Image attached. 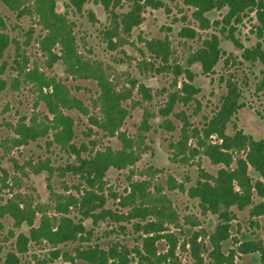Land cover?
Listing matches in <instances>:
<instances>
[{
  "label": "trees",
  "instance_id": "obj_1",
  "mask_svg": "<svg viewBox=\"0 0 264 264\" xmlns=\"http://www.w3.org/2000/svg\"><path fill=\"white\" fill-rule=\"evenodd\" d=\"M183 6L192 10V17L206 28L210 24L217 29V34H210L203 39L201 46L189 53L185 65H180L176 60H171L170 44L164 41H145L149 60L141 63L150 70H170L174 80L171 91L166 95V101L158 109V115L164 118L162 127L168 131L178 133L177 140L169 143L172 151V160L190 163L198 157H205L212 165L218 166L217 173L211 175L198 167L199 177L187 189L190 199L198 201L202 214H211L217 217V225L212 234L204 241H198L200 231L194 233L186 242L178 245L176 235L169 229L172 224L176 227L178 217L172 209L171 202L163 194L155 197L147 189L149 183L142 181L131 184L130 191L120 197L118 206L127 208L125 213L112 212L105 209L107 201L104 195V180L107 171L111 168L123 170L133 166L140 153L146 152L150 146L145 143L146 133L151 129L150 120L153 118L150 111L132 98L133 89L141 94L144 101L149 102L153 96L151 89L142 84H137L135 79L127 77V86L118 87L111 79L108 66L86 57L79 48V43L74 33L76 24L67 15L68 10L80 13L87 0H65V12L56 10V0H0V4L15 15L16 20L29 18L36 26L40 27L42 34L38 37V48L45 58V66L51 68L60 62L64 73L72 80L93 81L98 94L91 99V105H85L81 100L72 95L71 89L59 78L48 77L37 68L34 63L32 69H27L28 57L26 46L30 44L34 29L29 28L24 33V41L9 35L6 31L8 18L0 13V59L10 45L14 47L11 70L15 71L12 77V88L16 89L21 83H30L46 110V114H39L29 119V124L20 122L16 126V137L10 139L15 147L28 145L30 142L43 137H51L46 141L49 148L52 145L69 155H73L77 164H67L58 167L60 176L66 172L78 176L85 187L77 184V196L68 195L64 198L55 197V215H47L39 206L34 209L32 201L25 195L14 193L4 204H0V219L8 215L13 218L15 226L25 223L29 227V234H19L16 238V252H26L29 241L35 243H48L53 251L51 259H42L37 264H46L62 256L64 264H74L76 260L87 264H184L181 261V252L188 253L192 264H233V252L224 254L221 244L229 238V223L234 220L230 208L235 207L242 211L249 208V218L264 216V115L261 116L263 136L259 140L244 134L236 129L233 135H228L226 129L233 119L237 118L239 110L244 106L241 86L235 75L228 74L220 78L224 83L225 93L220 97L217 111L206 119L200 127L194 126L189 121L185 111L174 112V106L182 103L187 106L191 102L197 103L195 95L200 89L195 86V72L191 66L198 63L200 73L204 76L214 75L215 67L222 60L226 52L221 48L222 40L230 41L240 51L239 58L227 54L223 66L228 63L241 66L243 62L251 66L262 64L264 66V52L261 44L257 42L252 47H243L236 37L238 26L243 20L253 13L256 24L254 34L264 40V0H180ZM105 12L108 13V26L99 31L101 40L109 51H116L126 44L125 35L130 37L134 28L143 21L142 14L146 8L162 9L165 7L160 0H100ZM127 5V10L122 11ZM224 11L222 19L210 22L206 14ZM89 18L96 20L92 12ZM186 36L193 38V30L187 29ZM189 32V33H188ZM192 33V34H191ZM190 34V35H189ZM223 38V39H222ZM82 40V39H81ZM83 46H85V42ZM158 60L157 69L154 61ZM153 61V62H152ZM171 61V62H170ZM183 75L180 86L177 87V77ZM0 82H4L0 80ZM260 91L264 87V80L257 84ZM127 101H130L127 104ZM96 109L91 112L89 109ZM140 107L143 110L142 121L137 128L135 136H128L121 130L125 119L130 116L131 110ZM198 110V109H197ZM68 111H78L86 116L91 125L104 133V136L115 138L119 141L117 150L105 147L104 150L95 149L96 140L76 145L74 142V121L65 114ZM176 118L180 126L176 128L168 116ZM92 133L87 129L86 136ZM82 153L86 156L83 157ZM34 173L46 171L52 175L55 171L48 160H38L28 164ZM250 171L255 176L250 175ZM1 179L2 188L5 185L7 174L3 171ZM0 187V192L1 189ZM183 191V186H179ZM60 198V199H59ZM41 206V205H40ZM70 208L77 210L80 218L74 221L68 217ZM36 210L40 211L39 223L34 225ZM90 220L96 225L106 220L118 224L121 232L125 231L123 222H132L134 234H139L140 247L128 249L118 242L112 243L106 249L97 244L91 245L92 231L87 230L83 221ZM132 220V221H131ZM201 232L204 233L202 230ZM200 233V235H199ZM206 235V233H204ZM163 240L166 249L158 251L157 243ZM76 242L79 245L73 248V255L60 251L59 244ZM87 244L83 246L82 244ZM187 246V247H186ZM239 252L242 254L258 253L260 264H264V243L262 241L240 243ZM61 254V255H60ZM15 253L9 252L0 264H18Z\"/></svg>",
  "mask_w": 264,
  "mask_h": 264
},
{
  "label": "rangeland",
  "instance_id": "obj_2",
  "mask_svg": "<svg viewBox=\"0 0 264 264\" xmlns=\"http://www.w3.org/2000/svg\"><path fill=\"white\" fill-rule=\"evenodd\" d=\"M165 7L162 9L146 8L142 14L143 21L131 32L130 37L125 35L126 44L116 51H109L106 44L102 42L99 31L108 26V13L105 12L100 0H87L84 4L81 14L68 10V17L75 22L74 33L79 43L80 51L88 58L102 62L104 66L111 67V79L118 87L127 86V77L135 79L137 84H142L152 91V100L149 102L142 100L141 94L133 89L132 98L139 101L142 106L147 108L153 118L150 120L151 129L146 133L145 143L150 146L149 150L142 152L133 166H128L123 170L111 168L107 171L104 180V195L107 198L105 209L112 212L127 211V208H120L118 202L120 197H124L130 191V185L146 181L149 183L148 191L155 197L165 195L171 202L173 211L178 217L176 227L172 224L169 229L176 235L178 245L186 242L194 233L200 231L201 236L198 241H204L208 245L207 237L213 233L217 225V217L211 214H202L198 201L190 199L186 193L189 186L193 185L198 179V167L194 161H198L199 168L211 175H215L218 166L212 165L205 157L195 158L190 163H183L179 160H172V151L169 143L177 140L176 131H168L162 127L164 118L158 115V109L166 101V95L171 91L170 86L174 80L170 70H150L141 66L146 60H149V54L145 47V41L156 40L166 41L170 44L172 55L171 60H176L180 65H185L186 57L192 51L198 49L203 39L210 34H217V29L210 24L206 28H201L200 24L192 17V10L183 6L180 0H160ZM65 0H56V10L60 13L66 11L64 8ZM127 10V5L122 11ZM92 12L95 19L92 21L88 12ZM0 13L8 18L6 31L9 35L24 41V33L29 28L34 29V34L30 44L26 46V55L28 57L27 69H32L34 63L37 68L43 71L48 77L55 76L59 78L66 86L71 89L73 96L81 100L85 105H91V99L98 94V88L93 81L72 80L64 73V68L60 62L55 63L51 68L45 66V58L38 48V37L42 34L40 27L36 26L29 18L16 20L15 15L9 12L0 4ZM224 11L212 12L206 14L209 21L222 19ZM256 24L253 13L243 20L238 26L236 37L243 47H252L257 42L261 44L264 52V40H260L254 34L253 27ZM1 29V28H0ZM187 29L193 30V38L186 36ZM189 33V32H188ZM192 34V33H191ZM190 35V34H189ZM218 35V34H217ZM82 39V40H81ZM223 39V38H222ZM85 42V46L84 43ZM221 48L226 52L222 60L215 67V74L204 76L200 73V66L195 63L191 66L196 77L194 84L200 89L195 95L197 103L191 102L187 106L177 103L174 106V112L185 111L194 126L200 127L202 123L209 119L218 109L220 97L225 93L224 83H221V76L226 78L228 74H234L239 81L242 91L241 101L244 106L239 110L237 118L228 124L226 133L233 135L236 129L244 134L259 140L263 136V126L261 116L264 115V87L259 91L258 85L264 80V66L256 64L251 66L243 62L241 66L228 63L223 66V60L227 54H232L239 58L240 51L230 41L222 40ZM14 47L10 45L3 53L0 59V181L3 178V171L7 174L5 185L2 188L0 182V204H4L14 193L27 196L34 209L45 210L46 214H52L59 217L55 211V197L64 198L68 195L77 196L74 187L80 184L85 187L78 176L66 172L60 176L56 169L63 168L67 164H77L73 155H69L52 145L46 146V141L51 137H43L28 145L15 147L10 139L16 137L15 128L18 123L29 124L31 117L39 114H46L47 110L44 104L37 100V94L33 86L26 82L18 85L16 89L12 88V77L15 71L11 70ZM153 62V61H152ZM171 62V61H170ZM154 68L157 69L158 60L154 61ZM158 63V64H157ZM183 75L177 77V87ZM130 101H127V104ZM92 107L89 106V109ZM198 109V110H197ZM96 113V109H91ZM65 114L72 117L74 121V142L76 145L87 143L89 140H96L95 149L104 150L105 147H111L114 150L120 148L119 141L115 138L104 136V133L91 125L86 116H82L78 111H68ZM39 118V116H37ZM143 117V110L136 107L131 110L129 117L125 119L121 130L128 136H135ZM172 124L178 128L180 122L178 119L168 116ZM87 129L92 133L86 136ZM17 131V130H16ZM85 157L86 154L82 153ZM38 160H48L49 165L55 169L52 175L46 171L34 173L28 164L36 163ZM251 176H255L250 171ZM179 186H183L181 191ZM60 199V198H59ZM41 205V206H40ZM248 207L242 211L235 207L230 208L234 214V220L229 223V238L221 244L222 252L226 255L233 252V264H260L258 253L242 254L239 252V244L248 241L264 243V216L259 218H249ZM34 225L39 223L40 211L36 210ZM68 217L75 222L80 216L77 210L70 208ZM132 221V220H131ZM132 222L121 223L125 231L121 232L113 221L98 222L92 224L90 220L83 221L87 230L92 231L91 245L97 244L101 248H107L112 243L118 242L125 245L128 249L141 246L139 234H134ZM206 233L204 235L203 232ZM199 233V235H200ZM19 234H29V227L25 223L15 226L12 217L6 215L0 219V260L3 261L9 252L15 253L18 264H37L38 261L51 259L49 253L53 248L46 242L35 243L29 241L26 245V252L19 254L16 252V238ZM79 244L68 242L57 246L61 253L66 252L73 255V248ZM86 246L87 244H82ZM158 251L163 252L166 249L163 240L157 243ZM187 247V246H186ZM180 258L184 264H192L188 253L181 252ZM61 255V254H60ZM46 264H64L62 256L51 260ZM74 264H87L76 260ZM131 264H136V260ZM208 264V260H205Z\"/></svg>",
  "mask_w": 264,
  "mask_h": 264
}]
</instances>
